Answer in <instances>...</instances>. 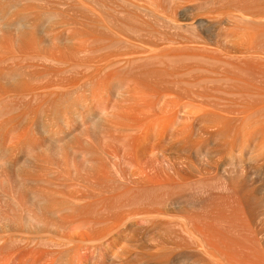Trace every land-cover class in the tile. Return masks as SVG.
Returning <instances> with one entry per match:
<instances>
[{
	"label": "bare ground",
	"instance_id": "bare-ground-1",
	"mask_svg": "<svg viewBox=\"0 0 264 264\" xmlns=\"http://www.w3.org/2000/svg\"><path fill=\"white\" fill-rule=\"evenodd\" d=\"M201 1L0 0V264H264V9Z\"/></svg>",
	"mask_w": 264,
	"mask_h": 264
},
{
	"label": "rangeland",
	"instance_id": "rangeland-1",
	"mask_svg": "<svg viewBox=\"0 0 264 264\" xmlns=\"http://www.w3.org/2000/svg\"><path fill=\"white\" fill-rule=\"evenodd\" d=\"M200 1H201V0H200ZM202 1H203V0H202ZM202 1H201V3L203 4V2H206L207 0H206V1L204 0L203 2H202ZM208 1H209V2H208ZM208 1L205 3V5H206V4H209L210 2L213 3L214 0H208ZM220 1H221V0H220ZM220 1H218L219 3L217 2V0L215 1V2L217 3V4L215 5V6H217V8H216V7L214 8V7H213L214 5L212 6V7H213L214 9H216V10H214V9H212V7H208V6L206 5V6H207V7H205V8H206V9H205L206 11H204V9L202 8V10H203L204 12L201 11L200 15H202V14H206V15H204V16H207V15H208L207 13H210V10H213L212 12H215L214 15L216 14L217 11H219V12H217L216 15L219 16V14H220V17H221V16L223 17V15L225 14L224 12H226V10L229 11V10L234 9V8H232V7H234L233 4L239 5L238 3H236V1H238V0H234L235 2H234L233 0H230V2H228L229 0H227V3H228V4L231 3V2H233V4L231 3V4H232V7L229 8V6H231L230 4H229V6L224 7V4L226 3V0H225V1L222 0L224 4H223L222 2H220ZM241 1H243V0H241ZM247 1H248V2L243 3V4L248 5V6H247L248 8H249L250 6L255 7L259 12H261L262 9H264V0H247ZM244 2H245V0H244ZM51 3H52V2H51ZM227 3H226L225 5H228ZM239 3H240V2H239ZM44 4H46V3H44ZM44 4H41L43 8L40 7L41 5H40V6H39V5H36V6H37L40 10H42V11L45 10L44 12L48 11L49 8H50V10H51L52 8H53V9H54V8H55V9H58L57 6L54 7L56 4H55V5H52L51 7H48V5H49L50 3H49L48 5L46 4L47 6H45ZM53 4H54V3H53ZM213 4H215V3H213ZM218 4H219V6L222 5V7H221V6L218 7ZM243 4H242V5H243ZM211 5H212V4H211ZM211 5H210V6H211ZM242 5H241V3H240V7H241ZM44 6H45V7H44ZM201 6H202V5H201ZM46 7H48V8H46ZM203 7H204V5H203ZM244 7H245V6L243 5V9L246 10L247 7H246V8H244ZM252 7H251V10H250V8H249L248 11L252 12V11L254 10V12H255V11L258 12L257 10H255V8L253 9ZM207 8H208V9H207ZM218 8H219V9H218ZM221 8H224V9H221ZM235 8L237 9V8H239V6H237V7L235 6ZM248 8H247V9H248ZM46 9H48V10H46ZM217 9H218V10H217ZM236 9H235V10H236ZM241 9H242V7H241ZM252 9H253V10H252ZM40 10H39V11H40ZM50 10H49V11H50ZM207 11H208V12H207ZM220 11H222V13H224V14H221ZM232 11H234V10H232ZM246 11H247V10H246ZM230 12H231V11H230ZM254 12H253V13H254ZM259 12L256 13L255 15H256V16H261L262 13L264 14V11H263L262 13H259ZM218 13H219V14H218ZM228 13H229V12H228ZM210 14H212V13H210ZM226 14H227V13H226ZM226 14H225V15H226ZM257 14H258V15H257ZM260 14H261V15H260ZM225 15H224V16H225ZM202 16H203V15H202ZM222 17H221V18H222ZM219 23H220V22L217 23L218 25L216 24L217 26L214 25V26H215V28H214V32H213V27H211V29H210V28H207V29H209V30L211 31V33L209 32V30H207L208 33H207V31H206V34H208V35H209V33H210V34H213V33L220 34L221 32H224V31H225L224 28L227 27V30L229 29L228 27H229L230 24H222L223 26H222V25L219 26ZM207 26L209 27V25H207ZM230 26L236 27L235 25H230ZM219 28H220V29H219ZM222 28H223V29H222ZM236 28H237V27H236ZM216 29H218V31H219L220 33H219V32L217 33V30H216ZM232 29H233V28L231 27L230 30H232ZM222 30H224V31H222ZM215 31H216V32H215ZM212 32H213V33H212ZM172 33H173V32H172ZM174 33L177 34L178 31H176V32H174ZM174 33H173V35H174ZM179 33H180V32H179ZM181 33L185 34V33L182 32V31H181ZM183 34H180V36L177 34V35H175V36L182 37ZM185 35H186V34H185ZM185 35H184V36H185ZM188 35H189V34H187V36H188ZM214 35H215V34H214ZM184 36H183V37H184ZM187 36H186V37H187ZM188 37H190V35H189ZM141 247H143V248H141ZM141 247L139 248L138 251H139V253H141L140 256H141L142 258H141V257H140V258H141L142 260H141L140 258H139V259H140V261H143V263H142V262H140V263H141V264H144V260L146 261V259H148L149 252L147 251L148 248L145 247L144 245L141 246ZM143 250H145V251H143ZM168 250H169V249H168ZM166 251H167V249L164 250V253H166ZM169 251H170V250H169ZM96 252H97V254L95 253L96 256L94 255V256H93L94 258H92V260H91L92 263H94V262H96V261L102 259V258H101V257H102V249H101V250L99 249V252H98V250H97ZM147 252H148V253H147ZM167 252H168V251H167ZM144 253H145V254H144ZM100 254H101V255H100ZM142 254H143V255H142ZM166 254H167V255H168V254L170 255V252H169V253H166ZM166 254H163V256L166 255ZM97 255H98V256H97ZM167 255L164 256V257H168ZM95 257H98V259L96 260ZM115 259H116V258H115ZM115 259H114V258H110L108 261H110V263H111V261L114 260L113 262H115V264H116V261H117V260L119 261V259H116V261H115ZM94 260H95V261H94ZM93 261H94V262H93ZM117 264H118V263H117Z\"/></svg>",
	"mask_w": 264,
	"mask_h": 264
}]
</instances>
